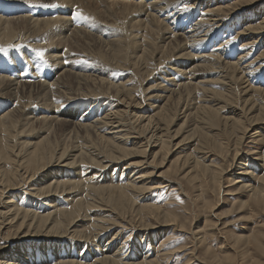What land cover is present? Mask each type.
<instances>
[{"label": "bare ground", "instance_id": "6f19581e", "mask_svg": "<svg viewBox=\"0 0 264 264\" xmlns=\"http://www.w3.org/2000/svg\"><path fill=\"white\" fill-rule=\"evenodd\" d=\"M77 9L89 17L85 21L96 27L95 33L73 27L75 20L84 21L73 19ZM20 14H30L35 19ZM262 37L264 0H0V76L4 74L0 77V242L24 241L12 247L8 243L0 245V264H122L119 249L111 247L119 232L106 244L96 246L101 235L125 222L113 213L118 211L123 217L148 214L150 224L137 227L141 244L154 242L151 237H159L158 230L177 224L171 215L147 204L139 205L138 197L164 187L175 186L178 190V185L166 178L177 167L184 170L187 178L198 174L203 179L209 173L216 184L236 159H229V163L214 171L201 160L214 154L229 157L224 150L227 147L223 149L225 140L233 142L234 156H238L240 144L246 138L253 144L264 145V132H256L264 121V72L257 74L263 68L264 50L247 60L246 52L239 53L237 46L233 49L238 42L244 48L262 44ZM90 38L118 59L96 67L94 59L79 45ZM37 51L53 62L49 64L51 70H47L50 75L53 73L51 82H31L34 75L30 77L31 83L26 82L29 78L24 72L19 76L24 81H18V76L11 79L10 70L28 66L31 69L38 64L34 62ZM64 56L68 65L61 62ZM179 59L183 63L169 69L171 75L167 72L153 87L142 88L139 77H156L160 70L173 67ZM87 61L89 66L84 64ZM39 64L42 69L43 63ZM248 70L250 74L246 73ZM113 71L130 76L120 83L112 82L108 72ZM214 75L216 80H212ZM156 89L162 91L153 92ZM236 94L243 99L238 101L233 96ZM78 99L88 100L92 112L89 117L84 116L85 123L77 121L78 108L64 111ZM226 102L236 106L240 102L244 117L223 116L226 105L218 106ZM37 107L45 111H41L43 115H38ZM251 110H255L253 116ZM59 111L64 112L56 116ZM175 121L181 124L168 135ZM210 130H215V134L210 135ZM179 135L185 141L191 139L189 144L197 139L193 151L200 155V160L197 153L180 150H186V143L171 142ZM57 137H63L62 145ZM259 156L264 162V153ZM131 158L139 159L125 162ZM119 169L120 173L115 174ZM249 176L247 179L251 180L253 177ZM190 178L197 180L196 175ZM123 179L126 181L121 183ZM258 182L256 187L239 183L240 188H251L249 201L264 207V175ZM16 190L27 192L14 193L16 198L5 196ZM24 201L27 202L23 204ZM96 212L103 216L99 214L101 218L96 219ZM81 221L86 223L79 226ZM133 223L128 222V226L131 228ZM177 227L184 230L182 225ZM66 240H74L80 246L78 250L90 248L92 262L64 261V254L71 253L63 244ZM140 249L137 253L143 254L149 246L142 244ZM186 249H175L174 253ZM194 249L191 247V251Z\"/></svg>", "mask_w": 264, "mask_h": 264}, {"label": "rangeland", "instance_id": "374dc122", "mask_svg": "<svg viewBox=\"0 0 264 264\" xmlns=\"http://www.w3.org/2000/svg\"><path fill=\"white\" fill-rule=\"evenodd\" d=\"M20 15H19L20 17L23 16V17H29L31 19H35L34 17H31L30 14H27L28 16L24 15V14H20ZM228 20H229V22H231L230 19H228ZM74 22H75V24L73 25L74 28L75 27L76 28H82L86 31L90 30L91 32L95 33L93 30L96 27L92 23L85 21V20L79 21V22H76V20H75ZM232 22H233V20H232ZM234 23H236V22L234 21ZM247 25L250 26V24H247ZM240 26L241 25H239L238 27H240ZM232 35L233 34H231V36ZM82 41H80L79 45L82 44V46L84 47L82 50L87 52L88 55L94 59V61H95L94 64H96V67H100V64L103 62L118 59L117 57L112 56L107 48L103 49L98 44L99 42L97 43V41L95 42V41L91 40V38L88 39L87 42H82ZM261 42H262V44H256L252 48H246V47L244 48L241 46L242 43L238 42L233 46V49H235V46H237L238 49L241 50V51H238L239 53L243 52V55L247 53L248 54L247 60H252L257 55H259L263 52V50H264V38L263 37L261 39ZM38 52L39 51H37V53ZM37 53H35L36 56H35L34 62H37L38 64L43 63V65L41 64L42 69H40V64L39 65L37 64L39 67V68H37L38 70L36 69L37 65L35 67L30 66L32 70L29 68V66L26 67V69L25 68L24 69H16V71L10 70V72H8V74H10L9 76H11L10 78L12 79L14 77L13 79H15L18 76L17 77L18 81H24V80H20V78H19V76L22 75L24 72V74H26L25 77L29 78V79H26V82H30V79L34 78V76H36L35 77L36 79L35 78L31 79L32 80L31 82H36V81L41 82L43 80L47 83L51 82V78L53 77L52 76L53 73L51 72V75H50L49 73H47V70H51V66H49V64L53 65V62L48 60V59H44L43 57L37 55ZM239 53H237V55H236L237 58L239 57L238 56ZM236 56L234 58H236ZM95 58H96V60H95ZM61 59L64 60V61L61 60L63 65H66V63H67L66 56H64ZM261 62H262L261 67H263V68L260 69L261 71H257V74H260V75L262 72H264V60ZM44 63H45V65H44ZM88 63H89V61H87L86 63L84 62V64H87V66H89ZM90 63H91V61H90ZM179 63H183V60H180V59L177 60L173 64V67H171V66L165 67L164 69L160 70V72L157 74L156 77L151 75V78L148 80H145L146 77H144V80L141 77H139V82H140L142 88L143 87L144 88L153 87V84L160 82L157 79L161 78L162 75H164L167 72L169 73V74L167 73L168 75H171L173 72L170 71L169 69H172V68L176 69L177 67L180 66ZM67 65H68V63H67ZM45 66L49 67V68H46ZM91 66L94 67L93 64ZM167 68H168V70H167ZM3 69H5V67ZM34 70L36 72L38 71L37 74ZM41 70H42V72L39 73ZM106 71H108V70H106ZM5 73H7V72H5ZM11 73H12V75H11ZM108 73H110L109 74L110 81L118 82V83L122 82L123 80L127 79L130 76V74H128L127 72H123V71L122 72L121 71H119V72L113 71V72H108ZM246 73L250 74V71L248 70ZM249 74H246V77ZM42 75L45 76V78L43 77L44 79L42 78ZM110 75H111V77H110ZM168 75H166V76H168ZM2 76H4V74H2L0 77H2ZM114 76H115V80L112 79V78H114ZM48 77H50V78H48ZM216 77L217 76L214 75L212 77V80H216ZM46 79H48V80H46ZM253 79H254L253 76H251L250 80L254 81ZM27 80H29V81H27ZM148 83H150V84L147 85ZM162 85H164V84H162ZM263 87H264V84H263ZM233 88L236 89V91H238L237 87H233ZM161 91H162V89H156L153 92H161ZM150 92H152V91L149 90V93ZM152 94H156V93H152ZM232 94H235V91H233ZM233 96L236 99H238V101H241L243 99V97L238 95V94L233 95ZM239 98H240V100H239ZM1 101H2V99H1ZM79 101H81L82 103ZM99 101L96 102L97 107H98ZM3 102L7 103V104L9 103V102H5V101H3ZM110 102L113 103L114 100L111 99ZM84 103H86V104H84ZM238 103H239V105L237 104L238 107L234 104L233 105L229 104L228 102L222 103L218 107H224L226 105L224 108L225 111L223 110V112H222V115L225 117L226 116H232L234 114H235V116L239 115V116L244 117V115H243L244 110H241L242 107L240 106V102H238ZM88 104H89L88 100L78 99L75 102L73 101L71 106L68 105L70 107L66 106L64 108L65 109L64 111H67L68 108H72V107L75 109L81 108L79 110L78 109L76 110V114L79 116V117L77 116V119H79L77 121H79V122L81 121L82 123H85L86 117H89L88 115L92 114V112L88 108V106H89ZM227 106H230V107L227 109ZM231 106H232V108H231ZM38 108L39 107H37V109H36V112H39L38 115L39 116L43 115L40 113H41V111L42 112H45V111L42 110L41 108H40L41 110ZM64 111H62V112H64ZM102 111H103V109L101 110V112ZM254 111L251 110V113H252V114L250 113L251 116L254 115V113H253ZM62 112L59 111V112H56V113L54 112V113L56 114V116L59 113V116H60V115H62V114H60ZM239 112H241V113L239 114ZM46 114H48L47 116L50 115L48 111L46 112ZM93 115H94V113H93ZM44 116H46V115L44 114ZM84 116H86L85 121H84ZM96 116H97V114H96ZM80 117L82 118L83 121L80 119ZM177 123H178V125H177ZM261 123H262V125L259 124L256 127V128H258V129H256V132L263 134V132H264V128H263L264 127V124H263L264 121H261ZM173 124L174 125H172L170 127L169 131H167V134H168V132H173L179 126V124H181V122L175 121V123H173ZM205 129H207V127H205ZM169 134L171 135V133H169ZM209 134L210 135L215 134V130H210ZM182 136L183 135H179L176 140H173L171 142L173 143L176 141L175 143H177L180 141L183 143L182 145H184L186 143L185 146L189 145L188 147H186V150L185 149L184 150L180 149V150L186 151V153H189V154L190 153H192L193 155L196 154L197 152L193 151V149L195 148V147H193V144H194V146H196L197 139L194 140L193 144H189V141L191 139L188 141H185L182 139ZM178 138H179V140H178ZM61 139L63 140V137H57L56 138V141L59 140V143H60L59 145H62ZM193 139H195V138H193ZM246 139L247 140H245L243 144L242 143L240 144V147L238 149V152H239L238 156H236V155L234 156V154H235L234 150H233V152L231 151V146H232L233 142L230 140V142H231L230 143L229 141L225 140L223 149L225 147H227L224 150H225V152L226 151L229 152L228 153L229 157L221 158V157H218L217 155L214 154V156H212V157H211V155H209L207 159L201 158L202 160H204V161L201 160L202 164L210 165V168H209L210 171H214L217 167L222 166L224 163L225 164L229 163L230 160H232L233 158L236 159L234 161V163H235L234 166H232V168L229 169V172L227 171V172L223 173L222 176H219L218 181L220 183L216 182V184H215L212 180V177H211V179L208 177L209 173H206V176L203 177V179L200 176H198V174H190V175L188 174L189 177L187 178V176L183 175L184 170L179 171L178 167H177V169L173 173H171V174L168 173L169 175H167L168 177L166 176V178L174 181L178 185V188H179L178 190H177V187H175V186L168 187V188L164 187V188H160L158 190H152L151 192L146 193V195L144 197H138L139 205L145 206L147 204V206L151 207V209L155 208L158 212L160 211L161 213H166L169 216L171 215L170 218H174L175 221L177 220L175 222L177 224H173L170 227H167V228L162 229V230H158L157 234L159 232H161V234L160 233L158 234L159 237H151L154 240V242L143 241L142 244L144 246H145V244L149 246L148 250H143L144 251L143 254L137 253V252H140V250H142V249H140V248H142V244H141V242H139V240H141L142 238L139 237L140 236L138 233L139 229L137 227L141 226L142 224H150L151 221L148 219L149 216L146 212H143L141 217L131 213V215L133 216L134 219L132 218L131 215L125 216L126 217L125 218V217L121 216V214L118 211H116V213H113L114 216L115 215L120 216V220H122V221L124 218V221H125L124 223H125V225L126 224L127 225L125 226L124 223H122V225L119 228H115L114 231H111L109 233H105V234L101 235L100 236L101 240L96 242V246L99 245L101 242H104V244H106L107 239H110V237H112V235H114V233L119 232L118 237H117L118 240L114 241L116 244L114 245L113 244L114 242H113L111 244V247H115L116 249H119V255H120L119 259H120L122 264H133L136 262L139 264H145V262H148L150 260H152L154 262L153 264H264V211H263L264 207L255 205V204H253V202L251 200L250 201L248 200V198L251 195V192H250L251 188H249V187H251L250 185H252V187H256L259 183L258 181H259L260 177H262L264 175V170H263L264 169V167H263L264 162L261 161L262 159L259 156V154L261 155V152L264 153V151H263L264 145L261 143H258L259 145L253 144V143H251V140H249L248 138H246ZM228 143H230V144L228 145ZM182 154H185V153L182 152ZM197 155H198V153H197ZM199 156L200 155L197 156L198 160H200ZM258 156H259V159H261V160L258 159ZM217 158H219V159H217ZM241 158H242V160L240 161ZM138 159L139 158H131L125 162L129 163L130 161H135ZM224 161H226V162H224ZM262 162H263V164L261 165ZM243 164H245V165H243ZM258 164H259V166H258ZM169 165L170 164H167L166 167L168 168ZM236 165H237V167H236ZM166 167H165V169H167ZM184 169H186V168H184ZM235 169H236V171H235ZM243 170H244V172H243ZM120 171H121V169H119L118 172L115 170L114 173L115 174L120 173ZM160 171L161 170H159V172ZM252 172H254V173H252ZM125 174H126V177L129 176L126 172L124 173V175ZM239 174H240V176H239ZM193 175H196L197 180H196V178H193V179L190 178V176L192 177ZM234 175H238V176L236 177ZM249 175H251V178L253 177L255 180L253 178H252L253 180L247 179V178H250ZM183 177H185V178H183ZM182 178H183V180H182ZM241 178H243V179H241ZM125 181L126 180L123 179L121 181V183L125 182ZM238 181L243 186H249L247 188V190L240 188L241 184ZM157 182L160 183L161 181L158 180ZM208 184L210 185V187ZM218 184H219V186H218ZM216 186L218 187L217 188L218 191L216 190ZM214 190L217 191V193L216 192L214 193ZM17 192H27V191L26 190H21V191L16 190L14 192L6 193L5 196H11L12 198H16V196H14V193H17ZM26 202L27 201H24L23 204ZM44 203H46V201H44ZM242 203L243 204L245 203V205H242ZM136 207H139V206L136 205ZM96 214H98L96 216V219L101 218V217H99V214L101 216H103L100 212L99 213L96 212ZM136 216H137V218H136ZM105 218L108 219L106 216H105ZM110 218H112V216H110ZM112 220H115V219H112ZM116 222H118V220ZM128 222H134L133 226H131V228H130V225L128 226ZM85 223L83 221H81L79 226H83ZM77 224H79V222H77ZM179 225H182L184 227L183 228L184 230H179V228L177 227ZM210 225H212L211 228H210ZM208 228L210 229V231ZM2 233H3V236L5 237L6 232H4V230H3ZM236 236L239 238L237 241H235V239H237ZM254 239H256V240H254ZM256 241H257V245L259 246V248L255 243ZM21 242H24V241L15 239L12 241L8 240V242H5V243L0 242V245L2 246V245H6L8 243V245H11V247H12V246L16 245L17 243H21ZM30 242L33 243V241H30ZM67 242H70L69 243L70 247H69V244H67ZM74 242H75L74 240H72V241L66 240V243H63V244H65L64 246H66V249H68L67 251L68 252L70 251L71 253L70 254L65 253L64 254L65 256L63 255L64 258H62V259L64 261H68V260L75 261L76 260V263L92 262L93 254H90L92 257H89L90 256L89 255L90 248H88L86 246L84 247V245L82 244V248L83 247L84 248L81 250H78V249H80V246L78 247ZM203 242H204V244H203ZM139 244H141V245L139 246ZM90 245H92V244H90ZM188 246H190V247H188ZM260 246L263 248L261 249ZM186 247H187V249H186ZM191 247H192V249H194V248L195 249L191 251ZM66 249H63V250L65 251ZM73 249H75V250H73ZM143 249H145V247ZM153 249H155V251H153ZM175 249H177V250L186 249V250H185V252L183 251V252L175 254L174 253V251H176ZM27 250H33V249H27ZM44 250H46V249H44ZM51 250L54 252L55 248L52 247ZM39 251H42V250H39ZM147 252H148V254H147ZM80 254H81V256H80ZM77 257H78V259H76ZM135 257H137V258H135ZM58 258H60V257H58ZM97 258H98V256H97ZM52 259H54V258H52ZM52 259H51V261H52ZM57 260H59V259H57Z\"/></svg>", "mask_w": 264, "mask_h": 264}, {"label": "snow or ice", "instance_id": "6c2138e0", "mask_svg": "<svg viewBox=\"0 0 264 264\" xmlns=\"http://www.w3.org/2000/svg\"><path fill=\"white\" fill-rule=\"evenodd\" d=\"M44 6H45V7H57V5H44ZM73 19H78V20H88L89 17L83 15V13H82L79 9H77V10L75 11L74 16H73ZM37 55H39V56L42 57V56H43V53H42V52H38ZM178 199H179V198H178Z\"/></svg>", "mask_w": 264, "mask_h": 264}]
</instances>
